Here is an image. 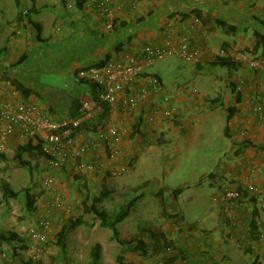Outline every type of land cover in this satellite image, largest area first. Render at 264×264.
I'll use <instances>...</instances> for the list:
<instances>
[{"label":"crops","instance_id":"crops-1","mask_svg":"<svg viewBox=\"0 0 264 264\" xmlns=\"http://www.w3.org/2000/svg\"><path fill=\"white\" fill-rule=\"evenodd\" d=\"M47 1L55 8L61 5L60 12L57 13L58 21H33L30 15L27 17L40 27L42 40L36 38V30L30 21H0V34L5 36V43L0 45V49H4L0 57L1 98L12 96L11 88L5 84L7 79L11 82L16 80L31 90H34L36 83L42 84L37 78L36 65L40 57L35 49L43 43L58 45L57 51L49 55L60 64L56 69L61 73L72 74L74 79L75 72L81 67L98 66L108 59L121 58L124 54L135 55L145 44H163L167 40L175 42L179 36L187 34L188 21L192 17H198L200 21L197 40L204 41L210 50L231 48L249 57L264 59V49H258L257 53L252 50L255 43L252 32L264 33V0H111V21L93 0H85L82 8L75 7L73 0H65V3L60 0ZM39 10H29V14H38ZM217 20L228 21L236 25L238 30L226 33L216 24ZM110 22L112 23L109 27ZM226 58L231 63L230 66L217 65L220 67V82L212 81L207 84L200 79L197 83L164 85L173 92L171 104L178 107V112L171 117H165L157 110L148 119L146 112L160 102L159 93L145 96L131 115L110 113V117L119 127H129L132 130L131 134L121 137L116 144L118 154L114 163L125 165L126 171L130 164V171L139 170L141 167L151 171L153 168L152 171L162 170L164 175L174 169L170 164L172 158L176 161L174 165H179V155L184 157L197 146H204L200 140L207 130H216L211 124L218 120L220 125L223 121L221 131L217 128V136L223 135L227 138L225 149L220 151L222 157L215 170L207 174L222 180L215 189V195L220 194L222 187L244 188L246 183H252L259 190L248 193L242 189V197L235 200L236 202H223L219 198L217 201L213 200L224 207L220 214L215 207L207 215L209 218L202 221L201 228L208 225L203 230L209 232L204 233L199 229L192 231L191 228L176 237L174 244L178 245L177 248L182 253H170L178 256L172 264H224L225 261L233 264V247L239 237H245L248 242L245 247L248 261L244 260L241 253L242 263L264 264V224L262 215L257 213L261 210L259 207L263 206L264 198V117L253 111L254 103L264 104V73L250 70L229 56ZM213 59L215 58L207 56L201 64L194 68L189 67L195 74H199L205 71L207 65L212 64ZM222 67L227 69L222 70ZM143 72L148 73L146 68ZM236 77H242L245 83L239 85ZM66 79L63 83L67 82ZM13 86L15 87L14 84ZM63 88L66 90L58 89L61 92L54 101L42 106L55 120L74 114L79 106L77 101L80 103L81 100L93 96L90 85L85 82L75 83L73 86L67 84ZM15 90L21 97L32 98L37 103V94L25 96L18 89ZM228 114L231 117L226 121ZM28 142L21 141L15 131L9 137L5 157L10 158L9 155L15 148L17 150ZM89 158L90 156L87 160ZM40 160L44 168L43 158ZM144 160L147 161L143 163ZM254 165L258 170L253 171ZM103 171H83L79 178L72 176L69 169L49 171L47 173L55 179L50 196L53 197L55 192L69 201L81 180L90 185L97 184L106 170ZM154 179L160 184L159 178ZM148 185L150 188L143 190L163 199L157 191L164 187V183L158 189ZM248 197L254 203L253 214L258 215L260 236L257 240L249 235L248 224L246 225L248 220L241 223L244 216L241 211L248 206ZM144 200L142 198L141 202ZM42 205L43 210H46L45 206H51L46 200Z\"/></svg>","mask_w":264,"mask_h":264},{"label":"rangeland","instance_id":"rangeland-1","mask_svg":"<svg viewBox=\"0 0 264 264\" xmlns=\"http://www.w3.org/2000/svg\"><path fill=\"white\" fill-rule=\"evenodd\" d=\"M35 1V9H40L38 14H27L29 12L27 9L31 6V0H19L21 7L15 6V0H0V21H30V18L32 20L34 19L33 21H58L57 13L58 11L60 12V4L59 7L55 8L50 1ZM28 16L30 18H27ZM4 40L5 36L0 34V45L5 43ZM57 49L58 45L51 43H43L39 48L35 49V52L38 53L40 57L36 65L37 78L42 84L36 83L33 93L37 94V105L40 107L44 104L48 105L50 101H54L56 96L61 92L58 91V89L66 90V88H63L65 85H75L72 74L68 75L64 72L61 73L56 69L60 64H57V60L51 58L49 53L56 52ZM219 68L220 67H217V65L211 64L206 66L204 72L195 74V72L178 57L168 56L147 67L146 71L156 74L161 83L165 86H177L190 84L189 82L197 83L201 80L207 84H210L212 81L220 82ZM221 69L224 70L227 68L222 67ZM65 79L67 82L63 83ZM46 84H49L51 87H48ZM77 104H79V101H77ZM42 108L46 111V108ZM222 125L223 121H221L219 125L218 120L215 121L214 124H211L212 127H216V130H207L204 137L200 140L204 146H197L196 149L191 150L184 157L180 154L179 157L181 158V162L179 165H174L176 161L172 158L170 164L174 166H171L174 169L172 171H167V175H164L162 170L152 171L153 168L151 171L149 169L144 170L145 168L142 167L139 170L134 169L130 171V164H128L129 168L124 174L114 177L109 174H101L103 177L97 184L90 185L81 180L80 186L74 189V191H76L74 196H76H72L69 201L64 196H60L71 206L72 210L70 215L77 216L81 212V199L87 189L90 190L92 194L98 195L99 191L103 189V186H106L109 190L121 193L132 190L134 187H143L142 185H144L143 183L146 181L149 182L153 188H159V186L164 183V185H162L164 187L160 188L163 193L162 197L164 198L165 196L163 205L160 198L153 196L151 192L144 189V202L137 200L135 208L130 211L128 217L125 218L123 222L117 224L116 228L120 236L123 239H127L131 236H137L138 234L140 236V226L143 223L142 226L146 225L148 229L164 233L166 239L171 242V248L166 252L164 251L166 254L168 252L173 254V251L179 253L180 249L177 248L178 245L174 244V241L177 239L176 237L181 235L185 230L187 231L191 228L192 231H197L199 229L204 233H208V230H203L206 229L208 225H206L205 228H201L203 222L209 218H207V215L215 207L218 208L220 214L224 207H221V205L213 201V197L217 196L215 195V189L218 184H221L222 180H217L212 174L207 175L208 172L215 170L219 159L222 157L220 151L225 149L224 143L227 138L223 135L220 137L217 136V128H220L221 131ZM15 150L16 148L9 155L10 158H6L5 153L0 157L2 161L0 166V182L4 181L14 190L19 191V195L15 198H10L8 203L1 201L2 194L0 192V232H17L24 239L23 242L26 246H24V248L18 246L19 248L16 250V255L13 257L9 255L10 251L5 247V244H3L0 250V264H86L88 251L95 243H99L100 246L99 264H116V254L119 251V247L112 239L111 230L100 227L98 221L94 220L92 215L89 214L83 216L86 223L79 226L67 237L64 250H61L60 247L56 245L55 237L64 219H60V217L63 216L62 212L58 209H54L52 206H45L46 210H43L44 205H42V203L46 200L50 205L52 197L50 196V191L42 182L43 177L48 171L42 167L43 163L40 160L41 154L36 152H25L23 158L28 161L29 164L21 165L15 158ZM146 161L147 160H144L143 163ZM81 173L84 172L73 173L72 176L79 178ZM154 178H159L160 184H157ZM187 184L189 185L187 186ZM148 186L150 187V185ZM177 187H183V192H180L173 201L172 192ZM26 189L34 196V203L31 210H28L25 205L24 193ZM133 194L134 192H131L130 195ZM242 194L235 200L240 199ZM247 199L248 206L241 211V214L244 215L241 223H245L246 219L249 221L254 212V203L251 197ZM262 199L263 206L259 207L261 210H258L257 213L262 215L264 224V198ZM104 203L109 212H111L116 205V202L104 201ZM163 208H165V212ZM39 217H45L51 221V232L48 236V241L45 243H33L24 235L25 230L33 226L35 220ZM143 237L147 246L150 248V258H143L136 253L127 252L124 255L127 262L133 264H152V259L158 260L166 256V254L161 256L163 254L162 251H158L154 254L152 250L153 240L148 239L146 236ZM21 242L22 241L18 244L20 245ZM247 243L245 237H239V240H237L233 247L235 249L232 258V262L235 260V263L233 264H243L242 256H240L241 253L244 256V260L248 261V257L245 256L248 253L246 250L247 248H245ZM175 248L177 249L175 250ZM255 261H257V257ZM224 264L232 263L225 261Z\"/></svg>","mask_w":264,"mask_h":264},{"label":"built area","instance_id":"built-area-1","mask_svg":"<svg viewBox=\"0 0 264 264\" xmlns=\"http://www.w3.org/2000/svg\"><path fill=\"white\" fill-rule=\"evenodd\" d=\"M93 2L111 21V0ZM111 23L108 24L109 27ZM198 26L199 18L192 17L188 21L187 34L179 36L175 42L167 40L163 44H145L135 55L124 54L121 58L110 59L100 66L77 69L74 74L75 83L95 85L101 92L81 100L76 114L62 119H52L35 100L21 97L12 82L7 79L5 84L11 88L12 96L0 97V157L5 153L9 137L16 131L21 141H32L33 144L39 145L44 168L48 172L69 169L72 173L89 170L102 173L106 170L105 174L113 177L124 174L126 166L114 163L118 154L116 144L121 137L131 134L132 130L129 127H119L111 117L105 124L93 128L94 119L101 112L103 102L109 104L110 113L121 112L131 115L138 109L145 96L149 93H159L161 100L146 112L148 119H151L157 110L165 117H171L178 112V107L171 104L173 92L167 89L156 75L143 72L145 68L171 55H175L192 68L201 64L207 56L210 58L229 56L250 70L264 73L262 57H249L231 48L221 47L216 51L207 48L204 41L197 40ZM235 80L239 85L245 83L242 77H236ZM194 91L196 92V89ZM253 111L264 117V104L254 103ZM88 156L90 158L87 160ZM1 164L0 159V166ZM253 169L258 170L255 165ZM42 182L53 193V176L46 173ZM242 189L248 193L259 191L252 183H246L244 188L222 187L220 194L213 199L219 198L223 202L235 200L240 197ZM51 206L62 212L63 216L60 219L64 220L72 210L63 197L55 192ZM50 232L51 221L39 217L33 226L25 230L24 235L33 243H45Z\"/></svg>","mask_w":264,"mask_h":264},{"label":"trees","instance_id":"trees-1","mask_svg":"<svg viewBox=\"0 0 264 264\" xmlns=\"http://www.w3.org/2000/svg\"><path fill=\"white\" fill-rule=\"evenodd\" d=\"M61 2L65 3V0H60ZM85 0H73L74 6L77 8H82L83 3ZM15 5L17 7L20 6L19 0H15ZM31 12L36 11L34 7V0H31V6L29 9ZM29 14V12L27 13ZM30 23L34 26L36 30V38L38 40H42L40 36V27L30 20ZM216 24L221 27L223 31L226 33L230 32H236L238 30V27L228 21L225 20H217ZM252 36L255 39V43L253 45V52L257 53L258 49H264V33L259 32V31H253ZM4 49H0V57L3 54ZM228 58L226 57H216L213 59L212 64L213 65H221V66H230L231 63L227 60ZM109 60V59H108ZM107 60V61H108ZM106 62V61H105ZM105 62H102L104 64ZM100 64V65H102ZM98 65V66H100ZM12 83L15 85L16 89L23 93V95H29L33 93V90L27 89L23 84L17 82L16 80H12ZM91 90L93 92V96L100 94L101 90L99 87L95 85H90ZM77 108L75 109L74 114H76ZM72 114V115H74ZM110 117V108L109 104L104 101L102 104V110L101 112L96 116L94 119V125L92 126L95 128L96 126L105 124ZM231 117L230 114L226 116V121L229 120ZM25 152H36L40 154L39 151V145L38 144H33L26 143L25 145H21L20 147L17 148L15 151V158L18 160V162L21 165H27L29 164L28 161L24 160L23 154ZM78 178V177H76ZM142 185L143 187H149L147 186L149 182H145ZM85 186V183H84ZM143 187L138 186L134 187L132 190H127L125 192H118L114 190H109L106 188V186H103V189L99 191L98 195H94L90 192V190H86L83 194V197L81 199V206H80V214L77 216H71L69 215L64 222L62 223L60 230L56 234V239L55 243L60 247L61 250H64L65 247V241L67 237L75 231L79 226L82 224H85L86 221L84 220V215L89 214L92 215L94 220L98 221V225L103 228H108L112 232V239L118 244L119 251L116 254V264H133L129 263L125 260V253L127 252H132L136 253L137 255L143 257V258H150L149 250L150 248L147 246V243L144 240L143 236L148 237V239L153 240V253H157L158 251H162L163 254L161 256H164L166 251L171 248V242H169L164 233L159 232V231H154L152 229H148L146 225L140 226V231L141 235L139 234L137 236H131L127 239H123L119 231L117 230L116 226L120 222H123L125 218L128 217L130 211L135 208L136 201L144 198L143 194ZM150 188V187H149ZM158 189V188H155ZM183 188L182 187H177L173 190L172 196H173V201L177 198L178 192H180ZM0 192L2 194L1 201L8 203L10 198H15L19 195L18 190H14L9 184L5 183L4 181L0 182ZM131 192H134L133 195H130ZM158 195H160L161 198L163 193L162 190L159 188L157 191ZM24 198L26 201V208L28 210L32 209L33 203H34V196L29 193L28 189L25 190L24 193ZM106 202H116L115 208L112 209L111 212H109L106 209V205L104 203ZM163 205V199H160ZM164 207V206H163ZM163 211L165 212V208H163ZM258 215L252 214V217L250 221L248 222V231L249 235L253 240L259 239V230H258ZM20 241V245L18 244ZM24 239L17 233L13 231H7V232H0V250L1 246L5 244V247L8 248L10 251L9 255L13 256L16 255V250L19 248H24L25 243L23 242ZM99 243H95L92 245L88 251V259L86 264H99ZM177 248H175L176 250ZM165 251V252H164ZM171 253V252H170ZM169 252L166 254V256L162 257V259L154 260L152 259L151 263L152 264H172L176 257L178 256H173ZM179 253H182L179 251ZM159 262V263H158Z\"/></svg>","mask_w":264,"mask_h":264}]
</instances>
